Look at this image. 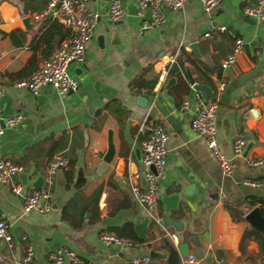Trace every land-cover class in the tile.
<instances>
[{"label":"crops","instance_id":"0c3cea01","mask_svg":"<svg viewBox=\"0 0 264 264\" xmlns=\"http://www.w3.org/2000/svg\"><path fill=\"white\" fill-rule=\"evenodd\" d=\"M107 1L88 4L98 14L93 36L86 44L85 60L67 67L76 88L61 95L46 85L33 95L15 87L13 80L36 70L68 29L61 25L62 38L57 21H33L31 13H20L16 0H0V82L6 85H0V119L22 115L19 124L3 127L0 157L23 167L16 181L29 190L43 185L51 142L62 133L68 135L66 148L72 143L66 152L76 156L73 167L54 172L47 213H22L21 198L0 184V219L8 223L12 238L11 247L0 244V264H19L26 245L32 249V264H45L57 247L72 249L89 264H132V259L148 256L150 250L164 257L148 256L145 264H261L264 251L253 238H245L239 247L241 234L250 229L243 215L253 206L261 207L264 200V189L239 182L242 176L264 177V167L254 170L245 164L247 157L264 154V21L244 19L242 13L255 0H217L209 12L191 0L179 10L162 5L166 21L156 26L146 25L141 18L145 12L132 14L135 6L129 0L123 3L124 15L111 20ZM22 17H27V28ZM109 21H119L113 26V42ZM217 26L224 30H214ZM235 40L242 43L235 63L221 69L219 62L231 52ZM193 42L197 56L189 48ZM173 65L177 70L172 75L164 72ZM147 67L144 76L155 75L154 85L149 92L135 94L128 84ZM187 74L195 83L210 86L209 98L222 84L214 114L222 152L230 156L231 142L238 134L245 144L251 141L246 155L233 159L235 171L230 176L221 173L203 138L189 126L202 97L190 88ZM137 95L147 99L144 108L136 104ZM184 98L187 106L182 108ZM142 119L170 132L164 177L157 183L160 226L134 203L128 187L127 178L132 175L139 186L144 185L141 134L137 137ZM108 130L113 156L104 162ZM77 167L85 181L74 189ZM187 187L191 190L185 197L197 199L193 206L174 198ZM233 212L241 213V220ZM102 231L128 238L133 245L105 246L98 240ZM189 254L192 262L187 261Z\"/></svg>","mask_w":264,"mask_h":264},{"label":"built area","instance_id":"2783aa9c","mask_svg":"<svg viewBox=\"0 0 264 264\" xmlns=\"http://www.w3.org/2000/svg\"><path fill=\"white\" fill-rule=\"evenodd\" d=\"M96 0H47L43 8L30 14L33 21L48 18L60 23L68 29L69 36L62 39L55 50L42 59L40 66L29 75L13 80L12 84L35 95L41 86H50L58 94H66L73 91L76 80L67 71L71 62L82 63L85 60L86 44L93 36L94 26L97 22L98 14L88 8V4ZM125 0H108L106 12L111 20H118L124 15ZM135 6V12L142 16L146 8L149 9L150 17L146 21L147 26H156L166 21L161 11V6L166 5L171 10L182 8L186 0H129ZM197 3L204 12H209L215 8L217 0H191ZM242 13L250 18L264 21V0L245 5ZM214 30H224L223 26H217ZM242 43L235 40L231 52L227 53L219 62L221 69L228 68L235 63L236 53L241 50ZM172 62V58L170 63ZM167 69H164L166 72ZM222 86L217 85L215 94L208 100L198 99L197 110L189 120L192 131L201 136L206 148L217 161L223 175L230 176L235 171L234 158H239L245 146V139L242 134L236 135L231 142V154L226 156L217 141L214 128V114L217 107L216 94ZM1 91V86H0ZM187 106L184 98L182 108ZM22 120L20 113H14L2 118L4 126L13 127ZM3 127L0 126V136ZM139 139L140 163L142 166L141 175L145 181L143 187L134 180L135 175L127 178L129 192L134 203L140 206L146 217L155 225H161V218L157 214V204L159 201L158 181L164 177L166 143L170 132L159 123L142 119L137 125V137ZM248 168L259 170L264 167V154L249 156L245 159ZM68 160L60 153L52 155L48 161L42 175L43 185L40 188H25L16 181L19 174L23 172V167L12 162L8 158L0 157V184L6 186L13 194L21 198V211L27 213L34 211L38 214L47 213L51 209L50 185L52 176L57 168H66ZM152 166V169L150 168ZM239 182L250 188L264 189V177L242 176ZM24 239V236H22ZM98 240L105 246L129 247L133 242L125 237L112 232L102 231L98 234ZM7 247L12 246V238L8 230V223L0 219V244ZM32 249L26 245L19 261V264H32ZM149 260L147 255L134 258L132 264H145ZM187 261L192 262V255L187 256ZM89 264L80 258L75 251L67 247H57L47 256L45 264ZM261 264H264V254L260 256Z\"/></svg>","mask_w":264,"mask_h":264},{"label":"water","instance_id":"95a60500","mask_svg":"<svg viewBox=\"0 0 264 264\" xmlns=\"http://www.w3.org/2000/svg\"><path fill=\"white\" fill-rule=\"evenodd\" d=\"M144 16L141 17L144 20H148L150 17V12L149 9L146 8L144 11ZM132 14H135V9L132 10ZM246 16V15H245ZM250 17L246 16V18L244 19H249ZM21 22L23 24V26L25 28H27L28 25V21H27V17H22L21 18ZM119 21H109V24H111V28H110V32L112 35V42L115 41V36H116V32H115V28L113 27L114 25L118 24ZM146 29V28H144ZM107 30V29H106ZM114 37V38H113ZM101 35H99L98 37V41L99 44H101ZM190 50L194 53V55L197 56L196 53V43L193 42L190 44L189 46ZM188 77V83L191 89H193L194 91L199 92V94L201 95L203 100H208L211 94V88L209 85L207 84H203V83H195L187 74ZM0 85L5 88L6 85L2 82H0ZM135 102L136 104L141 107L144 108L147 104V99L141 95H137L135 98ZM98 108L95 110V112L93 113V116H95L98 113ZM0 126L4 127L3 121L2 119H0ZM251 146V141H247L244 147V150L242 152V156L244 157L246 155V152L248 150V148ZM113 156V145H112V140H111V132L110 130L107 131V136H106V149L105 152L102 156V160L104 162H109L111 160ZM121 162H119L118 167H120ZM150 168L152 169V166H150ZM120 169V168H118ZM141 175V174H140ZM142 177V175L140 176ZM143 178V177H142ZM144 180V179H143ZM84 176H83V172L81 170L80 167L76 168V173H75V180L72 184V187L74 189H78L80 188L83 184H84ZM144 185H145V181H144ZM143 185V186H144ZM141 186V187H143ZM191 190V187H187L183 190V192L177 194L174 196V198L176 199H183L186 200L191 206H193L195 204V202L197 201L196 197H194V199L189 200L187 199L185 196L188 195L189 191ZM243 220L248 224V226L255 230L256 232H258L260 234V236L264 239V216L261 214L260 209L258 206H253L252 208H250L244 215H243ZM148 256L151 259H158V258H163L164 254L160 253V252H155L153 250H150L148 252Z\"/></svg>","mask_w":264,"mask_h":264},{"label":"trees","instance_id":"16d2710c","mask_svg":"<svg viewBox=\"0 0 264 264\" xmlns=\"http://www.w3.org/2000/svg\"><path fill=\"white\" fill-rule=\"evenodd\" d=\"M46 2H47V0H16V6L19 8V11L21 14H26L27 12L33 13V12H37V11L41 10ZM50 20H53V19H50ZM58 27L60 28V30H62L61 31V37L62 38L65 37V31L63 30L61 24H58ZM68 36H69V31H68V35L65 38H67ZM178 67H180L179 64H178ZM149 69H150L149 67L143 69L141 71V73L137 74L135 77H133L130 80L128 86H129V89L133 93L139 94L142 91L149 92L151 90L152 86L154 85L156 76L152 75L151 77L146 78L144 76V73L146 71H148ZM176 70H177V68L174 65L170 68L168 67L167 68V74L172 75V73L175 72ZM67 141H68V135L64 132V133H62L60 138H58L57 140H53L51 142L50 153L48 155V161L50 160V158L52 157V155L55 152V153H60L62 156L66 157L68 160L69 166H71V167L74 166V163L76 161V156L74 155V153H73V155H71L70 153L66 152L67 150L69 151V149H72V143L69 144L66 148V145H67L66 142ZM98 190L99 189H97V191H95L94 193L97 194ZM260 205H261V207H259L260 212L264 216V200H260ZM115 209H117V208H115ZM63 213L65 214L64 210H63ZM232 216L233 217L236 216V218L238 220H241V213L236 215L233 212ZM126 225H125V228H126ZM249 237L253 238L257 242L258 247L262 251H264V239L260 236V234L258 232H256L255 230H253L251 228L248 230H244L243 233L241 234V238L239 240V247L242 244V242L244 241V239L249 238Z\"/></svg>","mask_w":264,"mask_h":264}]
</instances>
